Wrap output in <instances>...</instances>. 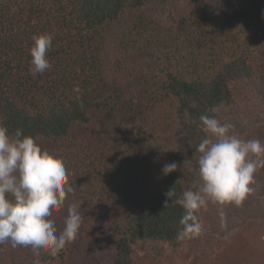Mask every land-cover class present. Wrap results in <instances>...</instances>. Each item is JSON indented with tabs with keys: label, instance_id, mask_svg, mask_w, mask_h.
<instances>
[{
	"label": "trees",
	"instance_id": "16d2710c",
	"mask_svg": "<svg viewBox=\"0 0 264 264\" xmlns=\"http://www.w3.org/2000/svg\"><path fill=\"white\" fill-rule=\"evenodd\" d=\"M44 33L52 67L33 75L32 37ZM246 80L264 83V0H0V124L62 158L73 192L58 231L69 205L82 216L77 238L40 264H135L140 243L155 258L161 243L181 249L173 201L199 185V117L220 119ZM0 251L5 264L37 259L31 246Z\"/></svg>",
	"mask_w": 264,
	"mask_h": 264
},
{
	"label": "clouds",
	"instance_id": "9594fccd",
	"mask_svg": "<svg viewBox=\"0 0 264 264\" xmlns=\"http://www.w3.org/2000/svg\"><path fill=\"white\" fill-rule=\"evenodd\" d=\"M32 39L30 71L36 75L52 67L47 53L52 48L53 36L44 33ZM192 106L196 107L195 103ZM209 111L216 113L218 109L212 107ZM199 120L205 134L194 152V156L199 154V185L194 184L195 190H185L173 201L184 209L179 221L183 227L176 236L178 242L204 233L200 213L209 202L220 206L218 212L223 225L224 206H241L254 191L255 173L264 168V141L240 139L233 134L234 125L221 122L216 115H201ZM176 169V163H168L162 172L167 175ZM72 192L62 158L43 149L35 137L25 135L22 129L10 133L8 127L0 124V245L31 246L36 250L34 264H40L41 251L57 256L77 238L82 224L76 204L68 206L62 231H58L53 219ZM165 195L171 199L176 193L172 188Z\"/></svg>",
	"mask_w": 264,
	"mask_h": 264
},
{
	"label": "rangeland",
	"instance_id": "374dc122",
	"mask_svg": "<svg viewBox=\"0 0 264 264\" xmlns=\"http://www.w3.org/2000/svg\"><path fill=\"white\" fill-rule=\"evenodd\" d=\"M221 122L234 125L233 134L260 128L264 132V83L240 82L236 103L220 114ZM254 191L237 207L224 206L226 221L222 225L219 205L209 202L203 210L204 233L186 239L181 249L159 244L162 256L156 257L151 243H140L135 264H264V168L255 173ZM225 235L228 239H224ZM6 256L0 251V264Z\"/></svg>",
	"mask_w": 264,
	"mask_h": 264
}]
</instances>
